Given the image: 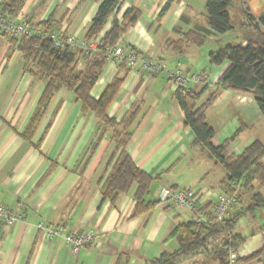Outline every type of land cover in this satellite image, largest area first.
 <instances>
[{
  "label": "crops",
  "instance_id": "1",
  "mask_svg": "<svg viewBox=\"0 0 264 264\" xmlns=\"http://www.w3.org/2000/svg\"><path fill=\"white\" fill-rule=\"evenodd\" d=\"M168 1L121 0L117 15L122 23L128 9L141 12L137 23L121 37L120 45L158 61L165 70L156 75L138 74L116 69L108 62L91 92L98 100L116 77L124 80L108 116L121 121L136 112L127 152L139 169L156 179L144 199L146 205L156 206L141 213L137 212L135 189L114 201L103 199L102 188L111 172L109 161L116 142L113 132L103 131L95 116L83 111L73 92L60 91L31 141L23 137L45 84L25 73L23 54L0 37V205L23 218L22 223L0 225V264H117L120 256L123 264H151L163 253L179 249L171 234L184 218L192 217L187 210L157 205L161 187L190 189L180 174L205 154L216 169L223 171L196 191L208 206L212 197L227 192V171L196 143L193 131L185 126L184 112L174 98L176 88L168 77L170 71L182 70L187 75L202 71L211 77L200 104L216 95L206 118L215 131V146L231 140L227 157L241 155L255 141L264 145V116L252 93L216 89L229 63L213 66L209 59L211 52L224 45H246L244 33L236 29L225 35L209 34L203 45L185 43L179 53L173 43L182 39L181 34L210 30L206 0H174L159 20ZM98 6V0H27L15 21L42 30L48 22L66 35L84 40ZM230 14L235 23L243 14L264 16V0H242L231 7ZM111 25L112 19L99 37ZM85 60L80 59L79 71L85 69ZM204 87L192 84L190 89L200 92ZM236 189L240 203L231 216L242 215L235 233L245 239L237 251L239 259L264 246V206L247 212L255 205L254 196L264 200V182L255 180L246 188ZM40 224L60 227L63 233L46 240L38 229ZM66 233L92 235L93 242L74 255L66 244ZM224 238L211 240V246ZM194 256L193 261L180 264H218L208 262L204 254ZM237 264H264V255Z\"/></svg>",
  "mask_w": 264,
  "mask_h": 264
},
{
  "label": "trees",
  "instance_id": "2",
  "mask_svg": "<svg viewBox=\"0 0 264 264\" xmlns=\"http://www.w3.org/2000/svg\"><path fill=\"white\" fill-rule=\"evenodd\" d=\"M173 1L169 0L162 9L158 17L159 20L165 17ZM241 1L206 0L205 8L210 30L190 31L181 34L182 39L173 43L175 50L182 53L185 43L203 45L204 34L225 35L235 31L237 25L232 20L230 9ZM26 2L27 0H3L1 12L10 20H15ZM98 3V9L85 34V39L89 42L98 40L97 50L92 57L86 58V67L83 71L78 70L81 52L53 48L50 36L59 29L51 26L48 22L44 23L43 35L40 38L21 37L9 41L11 47L17 48L23 54L25 73L45 84L23 137L31 141L37 126L60 91L65 89L73 92L81 103L83 111L92 113L103 131L113 132L116 142V151L109 161L111 172L102 188L103 199L108 198L114 201L121 194L130 193L135 189L134 199L137 204V212L141 213L156 206V204L146 205L144 201L156 179L139 169L127 152V146L132 137L130 127L136 118V112L121 121L108 116L109 106L119 94L124 80L116 77L98 100L91 97L93 88L107 67L108 51L120 45L121 37L137 23L141 12L134 7L128 9L124 13L121 23L117 16H114L122 5L121 0H98ZM110 19H112L111 28L102 37H99ZM246 19L250 21L253 29V32H244L246 45H224L211 52L209 59L213 66L229 63L228 68L215 84L216 89L225 87L241 93H252L264 116V16L256 18L247 14ZM120 69L130 72L125 66ZM207 87L205 86L200 92H194L190 87L176 89L174 98L184 112L185 126L193 131L196 143L205 147L217 163L227 171V193L236 191V188H240V186L246 188L255 180L264 182V145L261 142L255 141L241 155L230 157H227V151L230 148L231 140L221 146H215L212 143L215 131L207 123L206 113L216 95H213L205 104H200ZM253 199L255 205H252L247 212L253 211L255 206H264V200L260 195L254 196ZM239 203L240 196L238 195ZM157 205H159L158 202ZM206 207L211 208L212 204L210 203ZM208 216L213 219L211 213ZM241 217V214L230 215L223 223H203L194 218L181 223L171 234V237L178 242L179 249L173 253H163L151 264H180L182 260L198 254H204L208 262L231 264V251L237 252L245 241L240 234L235 233ZM220 236H225L224 240L219 245L212 247L211 240H216ZM263 255L264 246L247 257L237 258L236 261L250 263L260 259ZM122 257H119L117 264H123Z\"/></svg>",
  "mask_w": 264,
  "mask_h": 264
},
{
  "label": "built area",
  "instance_id": "3",
  "mask_svg": "<svg viewBox=\"0 0 264 264\" xmlns=\"http://www.w3.org/2000/svg\"><path fill=\"white\" fill-rule=\"evenodd\" d=\"M3 0H0V37H4L11 41L21 37H37L43 35V30L38 26H30L25 22L10 20L1 12ZM55 49H69L72 52H81L85 56H92L97 50L98 40L87 41L79 40L74 35H66L63 31L50 36ZM108 61L110 65L116 69L125 66L128 70L138 74L156 75L165 70V67L158 61L141 56L132 50H127L124 46L118 45L108 51ZM168 77L173 86L188 89L192 84L207 86L212 83L211 77L202 72L197 71L191 75L185 74L182 70H174L168 72ZM158 204L162 207L173 206L179 210H187L191 217L198 222L203 223H223L230 215L231 211L238 205V191L231 193H223L211 198V208L203 205L201 198L196 191L191 189H174L172 187L162 186ZM209 213L213 219L209 218ZM22 216L16 214L6 206L0 205V225H13L22 223ZM46 240H53L57 236H61L63 229L60 227H48L42 224L38 225ZM66 244L74 255H77L84 247H88L93 242L92 235H75L66 233ZM237 252L231 251V264H237Z\"/></svg>",
  "mask_w": 264,
  "mask_h": 264
},
{
  "label": "rangeland",
  "instance_id": "4",
  "mask_svg": "<svg viewBox=\"0 0 264 264\" xmlns=\"http://www.w3.org/2000/svg\"><path fill=\"white\" fill-rule=\"evenodd\" d=\"M118 14H119V10L116 12L114 16H117ZM246 16L247 14H243L242 17L240 16L236 22L237 29L240 30L241 34H243L244 32H253L252 24L250 23L248 19H246ZM204 35L207 38L209 37L207 34H204ZM88 57L90 56H85V54L83 55V53L81 54V58L83 59H86ZM83 68L84 66H80V69H83ZM69 96L70 98H74V95L71 93H69ZM196 163L198 162H194L190 164L188 168L180 174L181 177H183L186 187L190 188L191 190L198 191L202 187L208 185L210 179L213 176H218L219 174H221V172H223L221 171V169H216V167L210 163L209 159L207 158L205 154L200 156L199 163L198 164ZM250 196L251 194L250 195L248 194V198H250ZM236 207H234V209ZM234 209L231 212H233ZM188 220H190V218L186 217L184 218L183 221L186 222ZM238 231H239V227L236 229L235 232H238ZM196 257L197 256H190L184 259L185 261L182 260L181 262H190V261H193V259H195Z\"/></svg>",
  "mask_w": 264,
  "mask_h": 264
}]
</instances>
